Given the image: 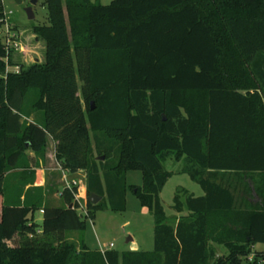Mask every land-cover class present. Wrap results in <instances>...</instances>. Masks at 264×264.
<instances>
[{
	"label": "trees",
	"instance_id": "16d2710c",
	"mask_svg": "<svg viewBox=\"0 0 264 264\" xmlns=\"http://www.w3.org/2000/svg\"><path fill=\"white\" fill-rule=\"evenodd\" d=\"M45 4L50 23L32 26L43 61H15L0 39V264L264 261L253 248L264 244V0ZM3 8L0 0V18ZM7 64L20 69L4 77ZM48 136L63 168L86 172L88 215L69 207L79 186L63 189V206L30 199L25 187ZM168 158L205 192L177 189L172 207L188 214L175 225L160 198L175 174ZM129 171L142 172L141 185L127 183ZM229 177L242 181L243 201ZM128 191L154 217L152 250L101 251L69 239L97 211H125Z\"/></svg>",
	"mask_w": 264,
	"mask_h": 264
},
{
	"label": "rangeland",
	"instance_id": "374dc122",
	"mask_svg": "<svg viewBox=\"0 0 264 264\" xmlns=\"http://www.w3.org/2000/svg\"><path fill=\"white\" fill-rule=\"evenodd\" d=\"M96 1V0H93ZM112 0H100L103 4H109ZM3 17L6 23L0 25V39L2 43L8 45L12 50L13 59L17 62H23L29 65L34 62H41L45 59V42L38 38L33 32V25H48L50 23L48 8L45 0H38L33 5L35 13L34 19H29L26 8L31 5V0H3ZM7 63V62H6ZM17 66L6 65L7 71L18 70ZM164 167L172 170L175 174L167 181L160 197L162 204L168 216H172L174 210L172 208L174 195L179 187H186L191 191H196L201 186L193 181L186 173H179L182 168V161L178 162L172 158H168L163 162ZM128 184L141 185L142 172L129 171L126 175ZM234 179L239 185L236 188V196L238 201L241 197L240 192L244 190L242 181L229 177L228 181ZM69 181L72 178L68 177ZM62 206L64 203L61 201ZM80 214L85 216L81 211ZM41 224V223H39ZM154 218L149 212L142 211V205L138 198L131 192L127 193V208L125 211L100 210L97 212L96 218L88 220V226L84 231H72L76 240L80 238H89L91 243L97 246L96 235L103 244H115V249H123L128 246L129 237L135 236L143 249H147V243L154 238ZM85 240V239H84ZM264 247V244H261ZM253 256L249 257L252 261ZM260 264H262L260 262Z\"/></svg>",
	"mask_w": 264,
	"mask_h": 264
},
{
	"label": "crops",
	"instance_id": "0c3cea01",
	"mask_svg": "<svg viewBox=\"0 0 264 264\" xmlns=\"http://www.w3.org/2000/svg\"><path fill=\"white\" fill-rule=\"evenodd\" d=\"M28 153L32 158L35 157V154L32 150H29ZM32 169L35 170L36 172L35 181L33 183L31 182L27 184L25 187L26 190L27 189L31 190L29 193L31 200H37L43 195L45 197V203L49 202L53 206H62L61 201L64 203V200L62 198V191L66 187L65 177L68 178L69 176L72 178V180L79 181V183L81 184V189L82 188L85 189V192H86V172L84 170H78L75 173H71L67 169L63 168L61 163L56 158V141L51 136H48L47 151H46L45 157L36 158L35 163L32 166ZM183 188H186V187H183ZM186 189L188 190L189 193L193 194L195 197L202 196L205 194L204 190L201 187L199 189H196V191H191L188 188ZM183 199H185V197ZM23 200H24V195H22L21 197V201ZM2 202H3V198L2 196H0V210L2 207ZM142 211L149 212V209L147 207L142 206ZM97 212H96L95 218L97 216ZM187 214H188V211L186 209L183 210L182 212H177L174 210L173 215L169 217L171 218L172 224L175 225L177 223V220H175L174 217H179V216L187 215ZM33 219L37 223H42L43 210L42 209L37 210L33 215ZM90 220L92 221V219ZM87 226H88V223H87ZM68 237L70 240H74L76 242L79 241V240H76V237H73V234L71 232L68 233ZM84 239H85V243L91 249H100L101 251L115 249L114 248L115 244L113 242H110V244H103L100 238L98 237V235H96L95 237L97 241V246L93 245L91 241L89 240V238H84ZM18 240H19V237L17 236L16 238L7 240V243L10 245H15L18 242ZM127 242L129 243L128 246H126L125 248L121 250H152L154 248V238L147 243V246H146L147 249L142 248L139 240L135 236L129 237ZM212 246L216 249L217 254H224L227 251L224 246L219 245L217 243H212ZM253 248L264 251V247L261 244H256L253 246ZM261 263L264 264V261H262Z\"/></svg>",
	"mask_w": 264,
	"mask_h": 264
},
{
	"label": "built area",
	"instance_id": "2783aa9c",
	"mask_svg": "<svg viewBox=\"0 0 264 264\" xmlns=\"http://www.w3.org/2000/svg\"><path fill=\"white\" fill-rule=\"evenodd\" d=\"M4 23H6L5 17L0 18V25L4 24ZM3 44L5 45L7 51H9L10 48L8 47V45L5 43H3ZM7 60L8 59L6 58V61ZM17 67H19V66H17ZM19 69L13 70V71H19ZM65 179H66V186L69 187L70 189H73V187H76V186L80 187V192L74 191L75 202H74V204H72V206L73 207L76 206V208L78 209L79 212L81 211L84 215H88V208H87V201H86L87 199H85V198L83 199L81 196V194H85L86 192L81 191V184L77 180L69 181L67 177H65Z\"/></svg>",
	"mask_w": 264,
	"mask_h": 264
},
{
	"label": "water",
	"instance_id": "95a60500",
	"mask_svg": "<svg viewBox=\"0 0 264 264\" xmlns=\"http://www.w3.org/2000/svg\"><path fill=\"white\" fill-rule=\"evenodd\" d=\"M19 3H21V0H17ZM37 1L38 0H31V5L30 6H28L27 8H26V11H27V14H28V17H29V19H34L35 18V13H34V11H33V5H35L36 3H37ZM94 107V105H93V103H92V108ZM99 158H101V159H103L104 158V156H101V157H99ZM81 191L82 192H85V189H81ZM101 196L100 195H97V194H95V193H91L90 195H89V197H88V200H90L92 203H94V204H96V203H98L100 200H101ZM70 208H73V206L72 205H70L69 206Z\"/></svg>",
	"mask_w": 264,
	"mask_h": 264
}]
</instances>
